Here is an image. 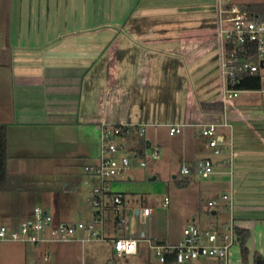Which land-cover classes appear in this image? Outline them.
<instances>
[{"label":"crops","instance_id":"obj_1","mask_svg":"<svg viewBox=\"0 0 264 264\" xmlns=\"http://www.w3.org/2000/svg\"><path fill=\"white\" fill-rule=\"evenodd\" d=\"M263 2L0 0V123L7 125V170L19 186L3 192L26 191L23 178L49 173L51 188H38L42 207L56 221L77 222L71 216L74 209L90 220L94 208L88 186L98 181L85 166L98 160L103 124L144 125L147 147L159 143L161 156L170 159L175 153L180 162L177 171H172L176 192L164 195L170 198L167 207L177 199L186 200L185 226L194 221L202 228L219 227L205 225L200 200L204 191L215 188L230 193L231 208L220 207L212 214L227 212L222 225L232 220L248 228L249 250L262 257L257 264H264V102L259 95L264 89L242 90L221 112L204 111L200 106L201 102L220 101L224 87L221 50L214 39L218 4L248 8ZM258 14L264 18V11ZM209 122L218 125L220 155L214 154L201 132ZM174 124L182 125L178 136L168 131V139L162 140L163 131ZM124 145L121 153L139 158L137 140L124 141ZM206 157L215 163L214 173L207 177L212 180L194 192L190 188L200 176L195 170L183 175L180 169ZM186 178L190 183L180 185L179 180ZM134 183L130 176L112 183L114 191L124 194L123 210L131 218L127 226L112 219L114 230L108 236L141 239L155 235L157 241L167 242L154 216L134 215V209L147 206H138L134 196H127L128 191L138 193ZM79 200L84 201L82 205ZM27 213L32 215L33 209ZM2 219L13 226L8 210L0 211V223ZM21 244H26L24 264H39L33 245H41ZM83 245L80 241L59 243L51 249L42 245L45 255L49 254L44 260L49 261L53 253L55 264H61L64 254L70 256ZM11 246L0 244V249H15ZM114 255L113 247L103 253L106 264H111Z\"/></svg>","mask_w":264,"mask_h":264},{"label":"built area","instance_id":"obj_2","mask_svg":"<svg viewBox=\"0 0 264 264\" xmlns=\"http://www.w3.org/2000/svg\"><path fill=\"white\" fill-rule=\"evenodd\" d=\"M232 1V0H227ZM218 26L214 39L218 41L221 50V69L224 79L223 92L219 99L226 105L232 99L239 96L242 91L234 85L239 76L244 73L258 72L264 66V18L251 12L247 7L235 4L223 6L218 4ZM227 124V123H225ZM122 127L130 132L133 127L139 129L140 135L145 134V126L118 123L115 125L103 124L100 136L101 150L97 162L85 166V171L97 179L90 191V201L94 208L93 217L87 221L70 222L56 221L54 216L41 206H36L30 218L19 225L10 226L0 223V242L32 243L36 245H48L80 241H110L115 253L121 255L136 254L139 249V241H146L156 256L165 263L167 255L175 258V264H184L202 258L215 260L216 264H230V250L238 244L236 225L231 220L222 227L202 228L196 222H189L182 232V240L178 244L168 242L161 243L152 235H144L141 239L126 235L109 237L106 234L107 213L112 212L114 223L127 226L130 215L123 210L124 194L114 191V180L125 178L126 171L132 167L133 157L129 153H121L125 148L121 138ZM216 123H207L202 126L201 132L209 140V146L213 148L215 155H220L223 149L219 143V133ZM182 125H170L171 135L180 133ZM149 147H152L149 145ZM137 153V152H136ZM235 154V153H234ZM137 156V155H136ZM161 156L157 146L151 152L152 159ZM140 166H146L145 159L138 158ZM196 171V175L207 178L215 171V163L212 158L206 157L196 161L194 165H182L180 172L190 175ZM225 208L230 209L232 196L226 193L220 199L214 198L208 201L211 207L221 203H227ZM170 198L164 196L161 201L163 207H167ZM134 215L138 217H150L153 208L143 206L134 209ZM118 221V222H117ZM84 235L79 236V232ZM49 254L45 255V259Z\"/></svg>","mask_w":264,"mask_h":264},{"label":"rangeland","instance_id":"obj_3","mask_svg":"<svg viewBox=\"0 0 264 264\" xmlns=\"http://www.w3.org/2000/svg\"><path fill=\"white\" fill-rule=\"evenodd\" d=\"M217 45V43H215ZM260 74L262 75V89H264V67H261L259 70ZM260 98L264 102V91L260 92ZM210 123V122H209ZM169 128L166 131H163V137L168 139ZM178 134H176V137ZM162 145L158 143V149L162 150ZM154 149V145L152 147L146 148L145 154V161L147 163L146 166L139 165V159H134V166L126 171L125 177H131L132 181L136 182L134 192L128 191L127 196L136 198V204L138 206L147 205L153 208L152 216L156 219L157 227L160 230V235L166 234L167 235V242L171 244H178L182 240V232L185 224L186 214L188 212L189 203L186 200L177 199L174 206L171 204L170 207H162L160 205V201L163 200L164 195L167 194H175V185L176 179L173 177L172 171H177L179 167V161L177 155L172 153V158L166 157L162 154L159 159H152L151 152ZM126 152H129L128 146L126 145ZM161 152V151H160ZM130 154V153H129ZM134 157V156H132ZM59 168V167H58ZM56 170H59V169ZM37 174V173H36ZM51 175L49 173H39L37 175H27L29 179L23 178L21 184H27L28 190L26 191H15V192H0V211H9L12 213V221L11 225L16 226L19 225L22 221L30 218L32 215L28 214L27 211L33 209L40 205L43 206V199L41 196V190L38 188L48 185V188H51ZM37 176V177H36ZM156 178V179H155ZM181 179L180 175L177 177ZM34 180V181H33ZM212 178H203L200 177L197 179V182L193 183L192 189L196 192L197 186L201 184H206L210 182ZM124 182V181H123ZM89 189L93 187V185L88 186ZM195 188V189H194ZM85 189V190H84ZM217 189V190H216ZM82 193H85L86 187L82 186ZM81 190V191H82ZM190 190V191H192ZM215 191H204L202 194L201 209H202V216L205 222V225L214 227L219 226L222 227V221L228 218L227 212H222L223 214H219L218 216L212 214V210L218 209L221 207L224 208L227 203H221L218 206L211 207L208 205L209 198H217L220 199L222 197V190L219 188H215ZM178 191V190H177ZM227 195H231L230 193H226ZM204 198V199H203ZM84 202V201H83ZM79 200V203H82ZM92 205V204H91ZM223 205V206H222ZM174 209L173 211L171 209ZM71 216L78 220L87 219L85 217H81L79 213L74 209L72 210ZM109 221L106 223V234L108 235V231L112 232L114 230V223H113V213H107ZM3 224L9 223V220L2 219ZM8 225V224H7ZM149 223H145V227H148ZM222 225V226H221ZM123 229H119L118 232H123ZM162 230V231H161ZM79 236L84 235V232H79ZM113 234V233H112ZM124 234V233H123ZM153 238L157 240V237L154 235ZM97 247L90 248L93 243H98ZM88 241L84 243V247L80 249L74 250V252L68 255H63V259L66 260V256H68V260L64 261L61 259V264H106L107 260L103 256L108 250H111L112 243L110 241ZM63 243V242H62ZM0 244H9L12 245L11 247H15V249L8 248L7 250L0 249V264H24L23 257L25 252V245L21 244L20 242H13V243H4L0 242ZM36 245V244H35ZM54 245H59V243H51L48 244V247L51 249ZM80 245H82L80 243ZM36 252V258L39 260V264H55V254L52 253L50 256L49 261L44 260L45 255V246H34ZM249 248V247H248ZM102 254V255H101ZM264 254H262L263 256ZM113 259L111 260V264H164L162 263L159 258L156 256L155 250L151 249L149 244L144 242H139V249L136 254L132 255H114L112 256ZM262 257L258 252L251 253L250 250L248 251L247 261L241 255L240 244H235L230 250V264H257ZM54 262V263H53ZM191 262V261H189ZM187 264H193L188 263ZM184 263V264H186ZM56 264H60L56 261ZM195 264H211V262L201 259L198 263Z\"/></svg>","mask_w":264,"mask_h":264},{"label":"trees","instance_id":"obj_4","mask_svg":"<svg viewBox=\"0 0 264 264\" xmlns=\"http://www.w3.org/2000/svg\"><path fill=\"white\" fill-rule=\"evenodd\" d=\"M248 9L253 13H261L264 11V2L252 4ZM234 87L245 90V89H261L262 88V75L260 72L254 73H244L239 76L238 82ZM201 108L204 111H217L221 112L224 110V103L222 101L216 102H201ZM121 138L125 141L137 140L138 141V156L144 159L146 154L147 142L144 135H140L139 129L133 127L130 132L126 131L125 127H122ZM8 152H7V125L0 123V192L3 191H13L19 189V186L11 179L8 170ZM191 179L186 178L184 180H179V184L182 186H187ZM118 222V221H117ZM236 233L238 237V243L240 244L241 255L245 261H247L248 255V239L250 237V231L246 227L236 226ZM164 264H175V258L172 255H167Z\"/></svg>","mask_w":264,"mask_h":264},{"label":"water","instance_id":"obj_5","mask_svg":"<svg viewBox=\"0 0 264 264\" xmlns=\"http://www.w3.org/2000/svg\"><path fill=\"white\" fill-rule=\"evenodd\" d=\"M262 67H264V66H262Z\"/></svg>","mask_w":264,"mask_h":264}]
</instances>
